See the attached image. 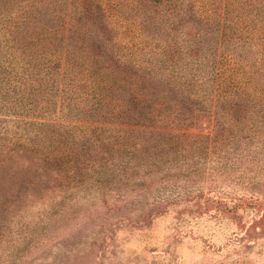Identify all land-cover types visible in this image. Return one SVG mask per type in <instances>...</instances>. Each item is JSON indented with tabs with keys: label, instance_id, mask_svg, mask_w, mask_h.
<instances>
[{
	"label": "trees",
	"instance_id": "obj_1",
	"mask_svg": "<svg viewBox=\"0 0 264 264\" xmlns=\"http://www.w3.org/2000/svg\"><path fill=\"white\" fill-rule=\"evenodd\" d=\"M166 102H175L185 127L164 125L180 120ZM58 103L60 111L69 104L70 119L50 110ZM80 108L99 115V131L85 130ZM115 115L132 123L112 122ZM1 121L0 199L23 197L13 167L20 153L88 170L90 159L61 161L64 141L104 145L113 130L141 134L125 157L142 155L145 168H161L171 153L178 163L188 141L192 177L240 179L246 169L255 172L249 180L263 179L264 0H0Z\"/></svg>",
	"mask_w": 264,
	"mask_h": 264
},
{
	"label": "rangeland",
	"instance_id": "obj_2",
	"mask_svg": "<svg viewBox=\"0 0 264 264\" xmlns=\"http://www.w3.org/2000/svg\"><path fill=\"white\" fill-rule=\"evenodd\" d=\"M144 83L138 87L153 91L156 104L165 102L151 83ZM59 104L50 110L66 117L69 104L62 111ZM165 104L180 117L175 102ZM80 109L89 123L85 130L99 131V115ZM109 118L132 123L126 115ZM168 119L164 125L186 126L181 117ZM72 139L64 141L61 161L84 157L92 168L63 170L24 153L27 157L15 159L17 183L24 190L22 199H0V264H264V178L249 180L255 172L244 169L240 179L192 177L188 171L197 161L185 151L188 141L180 145L178 163L172 164L171 153L161 168H145L142 155L125 157V148L141 141V134L109 131L104 145ZM198 153L200 161L206 153Z\"/></svg>",
	"mask_w": 264,
	"mask_h": 264
}]
</instances>
